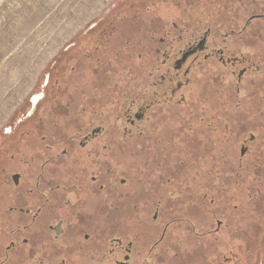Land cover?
Segmentation results:
<instances>
[{
    "label": "flooded vegetation",
    "instance_id": "1",
    "mask_svg": "<svg viewBox=\"0 0 264 264\" xmlns=\"http://www.w3.org/2000/svg\"><path fill=\"white\" fill-rule=\"evenodd\" d=\"M0 264H264V0H121L0 126Z\"/></svg>",
    "mask_w": 264,
    "mask_h": 264
},
{
    "label": "rangeland",
    "instance_id": "2",
    "mask_svg": "<svg viewBox=\"0 0 264 264\" xmlns=\"http://www.w3.org/2000/svg\"><path fill=\"white\" fill-rule=\"evenodd\" d=\"M121 0H0V126L56 53Z\"/></svg>",
    "mask_w": 264,
    "mask_h": 264
}]
</instances>
